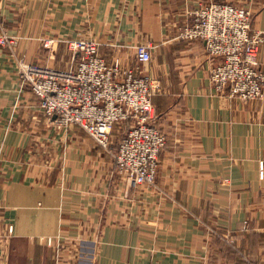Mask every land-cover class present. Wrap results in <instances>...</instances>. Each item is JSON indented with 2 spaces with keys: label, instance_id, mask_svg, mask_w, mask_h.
<instances>
[{
  "label": "crops",
  "instance_id": "obj_1",
  "mask_svg": "<svg viewBox=\"0 0 264 264\" xmlns=\"http://www.w3.org/2000/svg\"><path fill=\"white\" fill-rule=\"evenodd\" d=\"M235 1L0 0L7 23L19 16L11 34L29 62L73 68L63 43L46 55L41 41L84 34L109 63L155 80V123L167 136L156 185L130 186L114 164L120 141L107 150L77 126L58 128L0 51V220L3 232L14 227L0 264H206L219 231L264 264V94L215 92L205 43L179 38L199 5ZM258 1L253 27L264 34ZM257 66L264 74V45Z\"/></svg>",
  "mask_w": 264,
  "mask_h": 264
},
{
  "label": "built area",
  "instance_id": "obj_2",
  "mask_svg": "<svg viewBox=\"0 0 264 264\" xmlns=\"http://www.w3.org/2000/svg\"><path fill=\"white\" fill-rule=\"evenodd\" d=\"M191 15L193 23L180 31L179 38L205 43L214 62L210 82L215 92L243 102L262 98L264 74L257 65L264 34L254 29L252 10L203 3ZM55 43L50 39L45 46L51 48ZM68 49L73 54V68L20 60V80L30 86L41 110L55 119L58 128L77 126L104 149L113 146L114 130L125 125L128 130L114 152L115 168L134 188L155 186L167 145V136L155 123L152 99L159 88L156 81L124 68L119 59L109 63L94 40L69 41ZM136 56L141 64L149 63L151 47L139 45ZM1 225L0 220V239L13 235L12 225L6 232Z\"/></svg>",
  "mask_w": 264,
  "mask_h": 264
},
{
  "label": "rangeland",
  "instance_id": "obj_3",
  "mask_svg": "<svg viewBox=\"0 0 264 264\" xmlns=\"http://www.w3.org/2000/svg\"><path fill=\"white\" fill-rule=\"evenodd\" d=\"M232 3L233 4L231 3H220V4H230L237 8H249L250 10H252L254 16L256 15L257 11L261 8V5L259 4L258 0H242L240 1V3L236 0L235 2H232ZM18 17L19 16H17L16 19H12L11 21H8L7 23V21L4 20L3 17L0 15V51L2 52L4 51L5 53H7L9 58L12 59L11 61L15 63L16 68H17V75H18L20 60H25L29 62L27 58L24 56V54L20 51L21 43L18 38L19 36H14L11 34V28H14V29L18 28V27L15 28L18 25V23L15 21L20 20L18 19ZM83 36L85 35L80 34L78 36H75V38L59 39L56 36L51 35V36L44 37L41 42L43 45V49L47 51L45 53L47 55L53 48L54 49L56 48L57 43L59 42L63 43L64 46H66L68 49L69 41L87 39V37H83ZM50 39H53L56 43L51 48H46L45 43L47 40H50ZM29 63H34V64L43 63L45 65H49V63H47V61L45 60L43 61L36 60L35 62H29ZM51 67L55 68L53 65H51ZM21 83L24 86L26 85L29 88L28 90L31 91L30 86H28L27 84H24L22 81ZM36 99L38 100L37 97ZM38 105L40 107L39 100H38ZM127 130L128 128L125 125H120L114 130L112 136H113V140L115 141V143H117L118 140L120 141V139L124 136ZM262 166H264V164ZM244 230L247 231L248 226L244 227ZM214 237L215 238L213 241H207V250H206L207 256L205 260L206 264H257V262H255L252 258L245 255V252H243L242 247H240L238 243L236 242V240H234L232 234L228 232H224V231H219V234L214 235ZM252 238L254 241L255 240L254 236H252ZM262 240H264V235L262 236Z\"/></svg>",
  "mask_w": 264,
  "mask_h": 264
},
{
  "label": "trees",
  "instance_id": "obj_4",
  "mask_svg": "<svg viewBox=\"0 0 264 264\" xmlns=\"http://www.w3.org/2000/svg\"><path fill=\"white\" fill-rule=\"evenodd\" d=\"M256 245V244H255ZM252 247H254V245L252 244Z\"/></svg>",
  "mask_w": 264,
  "mask_h": 264
}]
</instances>
